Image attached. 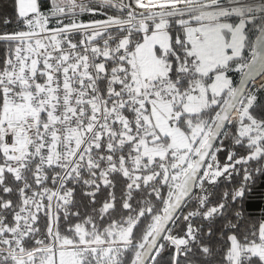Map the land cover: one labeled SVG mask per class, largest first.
<instances>
[{
    "label": "snow or ice",
    "instance_id": "obj_1",
    "mask_svg": "<svg viewBox=\"0 0 264 264\" xmlns=\"http://www.w3.org/2000/svg\"><path fill=\"white\" fill-rule=\"evenodd\" d=\"M0 264H264V0H0Z\"/></svg>",
    "mask_w": 264,
    "mask_h": 264
}]
</instances>
